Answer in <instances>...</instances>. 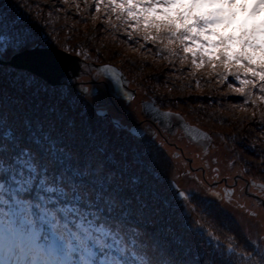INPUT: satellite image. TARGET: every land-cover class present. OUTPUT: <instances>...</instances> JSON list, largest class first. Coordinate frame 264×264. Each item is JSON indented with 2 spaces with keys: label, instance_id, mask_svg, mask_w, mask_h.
Returning <instances> with one entry per match:
<instances>
[{
  "label": "snow or ice",
  "instance_id": "obj_1",
  "mask_svg": "<svg viewBox=\"0 0 264 264\" xmlns=\"http://www.w3.org/2000/svg\"><path fill=\"white\" fill-rule=\"evenodd\" d=\"M56 7L44 0L48 17ZM59 7L82 20L93 11L96 21L107 17L129 48L137 45L132 51L179 65L177 78L195 79L201 92L205 79L229 85L223 95L243 100L229 106L238 123L228 140L199 133L202 155L219 163L220 141L229 167L247 166V150L264 170V49L249 44L264 40V26L233 36L225 22L210 20V5L191 0H62ZM262 14L257 0L252 19ZM47 27L37 0H0V264H264V217L231 213L232 202L215 190L219 168L211 180L190 171V183L168 178L174 153L161 151L166 133L177 125L193 131L165 107L175 97L141 88L137 101L121 70L100 60V48L96 63L71 36L53 41Z\"/></svg>",
  "mask_w": 264,
  "mask_h": 264
},
{
  "label": "trees",
  "instance_id": "obj_2",
  "mask_svg": "<svg viewBox=\"0 0 264 264\" xmlns=\"http://www.w3.org/2000/svg\"><path fill=\"white\" fill-rule=\"evenodd\" d=\"M242 5L238 8V11L231 13L227 18L223 20L225 22V31H231L233 36L238 32L245 31L246 27H250L255 31L259 26H264V14L252 19L253 9L256 5L248 6V0H242ZM42 5V10L45 12V22L48 27L45 29L50 35L53 41L58 40L60 45L64 44L66 38L71 36L70 43L83 45V49L86 52L93 54V60L96 57V48H100V60L110 63L118 67L123 73L125 78L130 82L128 89L137 90L138 88L133 85H140L145 90L149 91L151 95V89L156 88L157 91L165 94L166 96L175 97V101L172 105H165L170 107L173 112L180 113L184 117V120H191V123L197 124L204 128L208 133H213V130L219 129L226 134L234 131V124L238 123L236 119L239 117V112L232 113L229 111V106L236 103H242L243 100L237 98L234 93H229L225 96L223 93L228 92L229 85L219 86L215 82H208L206 79L202 84L203 92L195 87L196 81L193 78H189L187 81L184 79H178L181 73L174 71L175 67L179 65L169 66L167 61L161 62L159 56L154 59H150V51H146L141 56L139 51H132V48H136L135 43L131 44L129 48V38L123 33V31L116 33L114 27L105 23L107 17L101 16L99 21L94 19L95 12L91 13V16L87 20L79 18V14L73 11L72 15H67V10L62 13L59 5H62V0H48L52 5H56L53 11V16L48 17V8H43L44 0H37ZM192 3H202L211 6L213 15L210 20L216 21L217 17L224 15L222 5L217 0H191ZM88 16V14H85ZM251 21V22H250ZM215 27H212V31H215ZM249 44L252 48L261 50L264 49V40L250 39ZM79 50V49H77ZM154 50V49H153ZM75 53V52H74ZM100 62V61H95ZM190 69L184 71L183 75L187 76ZM130 87V88H129ZM175 89L173 92H168V89ZM203 106V107H202ZM223 107V111L221 108ZM224 123H221V120ZM215 138V137H214ZM247 141L246 143H250ZM231 145V141H229ZM164 144L161 151H166ZM167 147V145H166ZM244 158L249 161L246 166L252 178L260 181H264V170L253 167L256 162V158L251 151H243ZM174 161H170L169 174L170 179L175 172ZM193 215H195L193 213ZM205 227H210L205 225Z\"/></svg>",
  "mask_w": 264,
  "mask_h": 264
},
{
  "label": "rangeland",
  "instance_id": "obj_3",
  "mask_svg": "<svg viewBox=\"0 0 264 264\" xmlns=\"http://www.w3.org/2000/svg\"><path fill=\"white\" fill-rule=\"evenodd\" d=\"M217 1L222 5L224 15L221 16V17H217L218 20H216V21L228 20L227 17L231 13L235 14L238 11V8L240 7V4L242 5V3H243L242 0H217ZM212 27H214V25ZM133 85L136 86L138 89L137 90L130 89V90L133 93L136 94L137 101H138L139 97H140V94H141L140 89L142 87L140 85L138 87V85H136L134 83H133ZM89 86H91V83L89 84ZM110 88H111V85H109V89ZM133 107H137V104L134 103ZM185 122L191 123V120L190 121L185 120ZM212 132L213 133H223L224 134V139L228 140L227 137H226V134L224 132L220 131L219 129L213 130ZM179 139H177V143H179L184 148V151L186 152L187 155H191V156L194 157V159H195L194 164L204 165L205 163H207L209 165V167L207 169V171H208V175L207 176H208V178H210V180L212 178V176H210V175H212V173H213V171H211V170L215 169L216 167L219 168L221 175L225 176L227 174H230V178H229L230 181L232 179V176L234 174H236V173H244L245 176H247L249 178H252V176L249 174V172H245L244 171L243 168H246V166L244 165L243 161L237 162V164L234 167H229L228 166L227 159H226V157L224 155L225 148H224L222 142L217 141V146H216V148L213 149L214 152L220 153L219 163H216L215 162V159H216L215 157H213L212 160H209L208 157H204L202 155L203 150L200 153L201 157H199V155H197V153H196L197 151H199V148L197 146H194L189 140H187L188 138L182 136L181 139L180 140ZM166 145H167V147H166ZM166 145H165V148H166L165 150L168 153H173V152L175 153V150H178L173 144L171 145V144L168 143ZM228 146L229 147L231 146L230 143L228 144ZM242 154L244 156V152ZM172 161H174V171L173 172H175L174 175L176 176L178 182L180 184H185L186 182L190 183L191 182L190 179H188L187 181L185 180V173L189 171V170L185 171V168L187 169V167H188V162L186 161V159L183 158V157H176L175 155H173ZM200 177H201V174H200ZM254 180H256V179H254ZM236 197L240 201L247 202V204L250 207L255 206V205L251 204L252 198L246 196L245 194L244 195L236 194ZM253 209H257V208L254 207ZM231 213L235 217H237L238 219H241V220H244L246 218H253V217H255L257 220H259L261 217H264V211L261 208L258 209V214H257L258 216L257 215L255 216V215H250L249 213L246 212V210L242 209L238 205H235V206L231 207Z\"/></svg>",
  "mask_w": 264,
  "mask_h": 264
},
{
  "label": "flooded vegetation",
  "instance_id": "obj_4",
  "mask_svg": "<svg viewBox=\"0 0 264 264\" xmlns=\"http://www.w3.org/2000/svg\"><path fill=\"white\" fill-rule=\"evenodd\" d=\"M84 81L89 80L88 76H85L83 78ZM178 128V129H177ZM167 135V139L169 141V144H173L178 150H175L174 155L176 157H183L186 159V161L188 162V167L187 169L185 168V171L189 170L191 172V175L196 176V175H200L201 174V178L205 179V180H210V178H208V167L205 169L204 172H200L199 168L201 166V164H194V157L191 155H187L186 152L184 151V148L177 143V139H181V137H187L185 130L183 128H181L179 125H177L176 127H173L171 132L166 133ZM179 139V140H180ZM189 140L194 146H197L199 148V151H197L196 153L200 154L203 150L202 148V143L197 144L196 142L191 141L189 138L187 139ZM199 157H201V154L199 155ZM218 168V167H216ZM215 168V169H216ZM188 171V172H189ZM212 171V170H211ZM216 173L213 172L212 175L210 176H214ZM241 175L237 176V173L234 174L232 176V179L230 181V174H227L225 176L221 175L219 173L220 176V182L219 184L216 186V191H218L220 193V196L222 198L223 201L227 202V201H231L232 202V206L238 205L240 206L242 209L246 210L247 213H249L250 215H257L258 214V209H262L264 211V182L260 181V180H254L253 178H249L247 176L244 175V173H240ZM225 177H227V180L225 181ZM236 194L239 195H246L248 197L252 198V202L251 204L255 205L253 207H250L247 202L244 201H240L237 197ZM236 203V204H235ZM257 208V209H253V208ZM258 216V215H257Z\"/></svg>",
  "mask_w": 264,
  "mask_h": 264
},
{
  "label": "water",
  "instance_id": "obj_5",
  "mask_svg": "<svg viewBox=\"0 0 264 264\" xmlns=\"http://www.w3.org/2000/svg\"><path fill=\"white\" fill-rule=\"evenodd\" d=\"M57 51H62L61 47L57 48ZM70 55H72L73 57H75L76 60H80L82 59V57H76L75 53L72 52L70 53ZM91 62V61H90ZM98 63V62H96ZM115 66V65H114ZM118 68V67H117ZM122 72V71H121ZM123 73V72H122ZM124 74V73H123ZM86 83V82H85ZM190 127V129H193V131H185L186 135L191 139L192 137H198L200 142L203 144L204 142V138L203 136H199V133H204L207 132L205 129H203L202 127L195 125V124H191V123H187ZM192 140V139H191ZM194 141V140H192ZM195 142V141H194Z\"/></svg>",
  "mask_w": 264,
  "mask_h": 264
},
{
  "label": "clouds",
  "instance_id": "obj_6",
  "mask_svg": "<svg viewBox=\"0 0 264 264\" xmlns=\"http://www.w3.org/2000/svg\"><path fill=\"white\" fill-rule=\"evenodd\" d=\"M257 0H255V2L253 3V0H248V6L250 5H256Z\"/></svg>",
  "mask_w": 264,
  "mask_h": 264
},
{
  "label": "bare ground",
  "instance_id": "obj_7",
  "mask_svg": "<svg viewBox=\"0 0 264 264\" xmlns=\"http://www.w3.org/2000/svg\"><path fill=\"white\" fill-rule=\"evenodd\" d=\"M108 88H109V85H108Z\"/></svg>",
  "mask_w": 264,
  "mask_h": 264
}]
</instances>
